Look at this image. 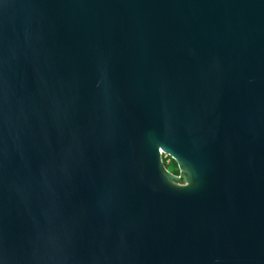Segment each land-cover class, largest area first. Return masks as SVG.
<instances>
[{
    "label": "water",
    "instance_id": "obj_1",
    "mask_svg": "<svg viewBox=\"0 0 264 264\" xmlns=\"http://www.w3.org/2000/svg\"><path fill=\"white\" fill-rule=\"evenodd\" d=\"M0 264H264V0H0Z\"/></svg>",
    "mask_w": 264,
    "mask_h": 264
},
{
    "label": "trees",
    "instance_id": "obj_2",
    "mask_svg": "<svg viewBox=\"0 0 264 264\" xmlns=\"http://www.w3.org/2000/svg\"><path fill=\"white\" fill-rule=\"evenodd\" d=\"M168 158L170 159V161H168ZM164 162L170 171H172L174 174H177V175L179 174V168L174 159H172L170 156H167V157H164Z\"/></svg>",
    "mask_w": 264,
    "mask_h": 264
},
{
    "label": "built area",
    "instance_id": "obj_3",
    "mask_svg": "<svg viewBox=\"0 0 264 264\" xmlns=\"http://www.w3.org/2000/svg\"><path fill=\"white\" fill-rule=\"evenodd\" d=\"M167 156H168V155H166V154H165L163 157H167ZM168 161H170V159H169V158H168Z\"/></svg>",
    "mask_w": 264,
    "mask_h": 264
},
{
    "label": "rangeland",
    "instance_id": "obj_4",
    "mask_svg": "<svg viewBox=\"0 0 264 264\" xmlns=\"http://www.w3.org/2000/svg\"><path fill=\"white\" fill-rule=\"evenodd\" d=\"M171 168V167H170Z\"/></svg>",
    "mask_w": 264,
    "mask_h": 264
}]
</instances>
